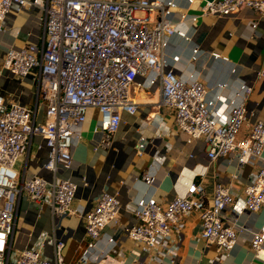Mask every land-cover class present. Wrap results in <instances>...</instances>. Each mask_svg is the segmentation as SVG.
Returning a JSON list of instances; mask_svg holds the SVG:
<instances>
[{"label":"built area","instance_id":"built-area-1","mask_svg":"<svg viewBox=\"0 0 264 264\" xmlns=\"http://www.w3.org/2000/svg\"><path fill=\"white\" fill-rule=\"evenodd\" d=\"M174 7L171 0H0V22L12 11L38 8L42 12L39 43L9 47L2 63V69L10 75L21 79L31 76L35 94L30 106L7 102L0 94V264L8 262L17 199L25 196L32 203L48 204L54 215L69 213L78 184L61 173L71 168V148L80 139L76 129L85 122L87 111L95 109L99 114L95 130L102 131L103 136L94 149L106 147L118 131L122 115L137 112L138 102L133 96L136 88L156 87V105L172 111L187 143H203L209 161L233 157L243 165L262 158L264 121L257 120L244 131L251 85L240 84L221 110L220 99H207L202 81L183 78L168 65L164 55L168 38L185 36L171 19ZM243 9L262 17L264 0H204L203 13L229 17ZM139 11L146 15L139 16ZM152 15H156L154 20ZM185 18L182 14L181 19ZM256 25V21L251 22L252 29ZM198 54L194 49L193 58ZM213 57L219 55L214 53ZM256 74L262 77L264 70ZM34 138L40 140L37 148L45 150L41 169L48 177L41 171L25 176L16 168ZM146 143L144 137L138 139L134 147L138 155ZM143 178L146 183L152 180L148 175ZM263 204L264 165L239 197L231 185L216 182L207 203L202 185L192 182L182 194L165 203L153 196L139 199L133 210L135 221L125 225L123 232L144 248L152 249L157 244L166 247V254L174 262L177 247L170 245L172 233L183 227L187 213L196 211L205 245L228 253L238 236L236 220L228 219L226 210L236 215L245 210L255 213ZM121 209L118 193L99 194L94 207L84 214L89 241L73 264L89 260L103 230L116 222ZM108 241L114 243L112 238ZM263 243L264 223L253 232L250 245L256 253ZM51 244L52 259L26 246L15 264H67L62 255L63 240L55 239Z\"/></svg>","mask_w":264,"mask_h":264},{"label":"crops","instance_id":"crops-1","mask_svg":"<svg viewBox=\"0 0 264 264\" xmlns=\"http://www.w3.org/2000/svg\"><path fill=\"white\" fill-rule=\"evenodd\" d=\"M171 1L175 2L171 19L185 36L175 34L168 38L164 50L168 65L183 78L202 81L207 99L214 102L220 99L221 110L227 107V100L240 84L251 85L244 131L253 122L264 121V76L256 74L264 70V16L243 9L237 15L213 17L203 13L204 0ZM137 14L145 16L146 12ZM182 14L185 20L181 19ZM41 15L38 8L12 11L0 22V94L7 102L30 106L34 101L32 77L21 79L10 75L2 69V63L9 47L39 43ZM155 17L152 15V20ZM252 21L257 22L253 29ZM194 49L199 51L197 59L193 58ZM214 53L219 57H213ZM175 56L177 60L173 59ZM133 96L138 102L137 112L122 115L120 127L106 147L94 149L103 136L102 131L95 130L99 121L95 109L87 111L85 122L76 129L80 139L71 148V168L61 173L78 184L69 213L54 215L48 204L32 203L25 196L17 199L7 264H15L26 246L52 259L51 241L55 239L64 242V262L75 263L89 241L84 214L94 207L102 191L118 193L122 209L116 222L109 223L103 230L89 260L81 264L137 261L145 264H264V243L256 253L250 245L253 232L264 223V204L255 213L245 210L236 215L231 209L226 210L225 216L236 220L238 236L236 245L228 253L205 245L200 237V218L196 211L187 213L183 227L172 233L170 245L177 247L174 262L166 254V247L157 244L152 249L144 248L142 243L124 234V226L135 221L133 210L139 199L153 196L165 203L182 194L192 182L202 185L207 203L211 202L216 182L231 185L233 193L239 197L264 165V150L262 158L243 165L233 157L209 161L203 143H187L186 136L177 129L172 111L156 105L159 98L156 87L136 88ZM140 137L147 143L138 155L134 147ZM39 143V138H34L26 155L18 161L16 168L21 174L29 176L41 171L49 176L41 169L45 150L37 148ZM145 175L152 178L150 183L145 182ZM109 238L114 243H110Z\"/></svg>","mask_w":264,"mask_h":264}]
</instances>
